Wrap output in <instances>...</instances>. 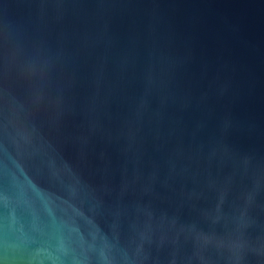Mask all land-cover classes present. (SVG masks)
Returning <instances> with one entry per match:
<instances>
[{
  "label": "water",
  "instance_id": "obj_1",
  "mask_svg": "<svg viewBox=\"0 0 264 264\" xmlns=\"http://www.w3.org/2000/svg\"><path fill=\"white\" fill-rule=\"evenodd\" d=\"M0 264H264V0H0Z\"/></svg>",
  "mask_w": 264,
  "mask_h": 264
}]
</instances>
